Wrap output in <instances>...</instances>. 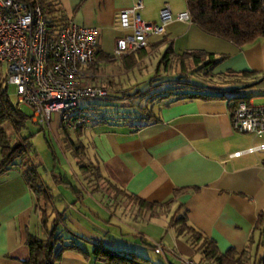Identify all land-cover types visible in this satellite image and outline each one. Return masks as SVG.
<instances>
[{"label":"crops","instance_id":"obj_1","mask_svg":"<svg viewBox=\"0 0 264 264\" xmlns=\"http://www.w3.org/2000/svg\"><path fill=\"white\" fill-rule=\"evenodd\" d=\"M136 1L57 0V5L66 20L95 27L98 50L113 56L115 40L125 33L118 25V13ZM140 1L139 14L145 21L158 23L159 13L166 6L172 14L166 34L152 40L144 52L153 46L163 53L171 46L176 55L212 53L222 58L210 69L214 76L238 77L242 83L246 80L244 86L253 95L258 99L264 96V38L236 46L191 21L177 19L178 13L187 10L185 0ZM139 52L115 57L110 64L118 61L130 71L146 57L138 59ZM131 56L136 62L128 68L126 62ZM102 65L109 64L96 58L92 69L97 73ZM181 82L185 81L178 82L175 93H188L191 89ZM206 82L204 87L212 82L227 88L242 85L214 79ZM196 86L200 85L191 84ZM199 89L212 98L165 97L149 108L146 117L104 116L109 101L94 102L91 108L100 109L91 114L88 111L92 120L77 130L63 131L55 114L56 121L52 117L50 128L45 130L47 135L76 136L85 158L97 166L109 185L161 207L145 209L121 202L84 181L75 184L62 179L70 187L56 185L51 175L44 181L40 174L50 200L38 202L23 178L25 168L10 166L0 174V264H25L29 258L27 237L46 238L55 224L63 244H73L83 252L65 250L56 264H103L95 259V245L121 256L134 254L152 264L200 259L189 234H177L178 224L171 223L183 215L186 225L214 241L221 253L229 249L244 251V264H264V154L231 156L263 142L264 134L255 137L234 132L225 98ZM53 155L54 171L61 176ZM42 209L47 213L44 225ZM156 244L162 253L154 252ZM61 247L57 244L54 253Z\"/></svg>","mask_w":264,"mask_h":264},{"label":"built area","instance_id":"obj_2","mask_svg":"<svg viewBox=\"0 0 264 264\" xmlns=\"http://www.w3.org/2000/svg\"><path fill=\"white\" fill-rule=\"evenodd\" d=\"M142 3L120 10L118 25L125 33L115 40L113 56L121 57L148 49L150 42L166 34L172 14L166 6L159 22L141 18ZM190 21L188 10L176 15ZM50 15L45 9L26 0H0V75L3 85L12 86L16 104L30 109L31 121L42 131L48 130L53 114L58 115L62 129L77 130L92 119V103L110 99L105 85L94 83L97 73V29L69 20L49 27ZM202 89L218 93L227 102L230 124L234 132L260 137L264 134V96L260 102L246 86L209 84ZM91 108V109H90ZM90 109V110H89ZM264 154V141L235 151L231 156ZM264 164V158L261 160ZM162 253L161 246H154ZM182 264H201L194 258Z\"/></svg>","mask_w":264,"mask_h":264},{"label":"trees","instance_id":"obj_3","mask_svg":"<svg viewBox=\"0 0 264 264\" xmlns=\"http://www.w3.org/2000/svg\"><path fill=\"white\" fill-rule=\"evenodd\" d=\"M26 1L31 4L37 3L45 9V11L50 15V28L65 24L66 19L63 18L60 8L54 9L53 7L52 1H55L57 4V0ZM185 1L190 21L210 35L226 39L236 46H243L254 42L258 38H264V0ZM56 12L57 15H53ZM144 56H146V52L144 51L137 53L138 59H141ZM96 58L105 63H111L115 60L114 56L103 53L98 50V48L96 50ZM171 58H175L179 62L182 70H185L186 61L190 60L192 65L198 66V68L203 71L205 83H207L206 81L209 80V77H214V75L210 72V69L222 59L221 57L216 58L214 54L207 53L205 51L176 55L174 54L172 47L167 46L157 62L155 72H158L159 65L162 64L163 66H166ZM135 62L136 59L131 56V60L127 61L126 65L128 68H130L135 64ZM204 82L195 84L194 82L185 80V82L181 83L186 85L187 88L189 87L191 89L188 93L176 94L175 91L174 93H168L165 97L174 96L176 98L201 99L212 98V96L206 95L204 91L199 89V87H204ZM191 84L200 86L191 87ZM165 97H161V99ZM146 112L147 111L143 108L141 112L142 114L139 116L146 117V114L149 115V112ZM123 115L128 114L123 113ZM27 120L28 118L23 115L17 107H14L10 103L7 94V88L3 85L0 75V174L8 170L10 166H13L15 164V159L23 157L28 153L27 148L22 142H16L12 145L9 143L7 134L3 128V124L6 121H10L15 130L19 132ZM64 130L65 129H63V131ZM29 138L25 137L21 138V140L25 143L27 140H29ZM71 145H74V143L71 142ZM77 150L82 154L84 148L82 145H77L75 152H77ZM75 152L73 155H75ZM51 157L54 161L55 157L53 153H51ZM80 168L84 172L86 171L84 167L81 166ZM50 175L56 185H66L67 187H70L69 183L64 182L60 174H58L56 171L51 170ZM23 178L35 195L38 202H49V190L43 184L41 177L39 176V173L35 167L25 168L23 171ZM128 196L135 200L139 207L147 209L161 207L155 203H148L137 197L131 195ZM164 207H166V205ZM41 220L43 225L47 221V213L44 209L41 210ZM171 223L178 224V228L176 229L177 234L180 235L183 232L189 234V241L195 250L201 255L200 259H196L201 264H244L245 260L247 259L245 257L246 253L244 251L241 253H236L233 249H229L226 252L221 253L217 249L214 241L202 237L198 232L186 225L185 215L179 217L177 220L175 219V221H172ZM55 226L49 230L46 238L38 239L33 236L27 237L26 244L29 248V258L27 261H25V264H56L60 260L62 252L65 250H75L83 254V252L73 244L64 245L63 239L56 233ZM57 244H62V247L58 252L54 253V249ZM93 254L95 259L103 264H152L146 258L136 256L134 254L130 256H121L101 245H95Z\"/></svg>","mask_w":264,"mask_h":264},{"label":"rangeland","instance_id":"obj_4","mask_svg":"<svg viewBox=\"0 0 264 264\" xmlns=\"http://www.w3.org/2000/svg\"><path fill=\"white\" fill-rule=\"evenodd\" d=\"M52 4L54 9L59 8L55 1H52ZM53 15H57V12ZM146 54L145 59L139 61L130 71H125L118 61L112 64L108 63L109 65L99 66V69L97 68V77L94 83L105 85L109 90L110 99L113 100L108 104L110 105L107 107L108 111L102 113L104 116L112 117L113 115H123L124 113L137 117L142 114L143 108L149 112V108L159 102L161 97L178 91L179 81L190 80L195 84L204 82L203 71L198 66L192 65L190 60L186 61L185 70H182L179 62L175 58H171L166 66L159 65L158 72H155L157 62L162 53L152 46L146 51ZM208 79H214L218 83H246V80H243L244 82L242 83L238 77L233 76H214ZM212 83L216 84V82ZM7 94L10 103L28 118L19 132L15 130L10 121H6L3 124L9 143L12 145L16 142H22L28 151L25 156L14 160L15 166L23 168L38 167V172L42 179L44 181L50 180V171L55 170V165L51 161V151H53L57 158L56 168L62 170L61 176L64 181L75 184L84 181L89 187H94L109 197L139 206L135 200L123 191L109 185L98 174L97 166L93 162L88 161L83 153L81 154L78 150L75 152L77 145H80L76 136H72L69 133L47 135L46 131H41L31 121L30 109L16 104L12 86L7 87ZM254 101L259 103L260 99H255ZM52 117L56 121L55 114ZM25 137L30 138L24 143L21 138ZM69 141L74 143V145H71ZM74 152L75 155L73 157L72 154ZM81 166L85 168V173H82ZM82 178L84 179L82 180ZM157 264H163V262L158 261Z\"/></svg>","mask_w":264,"mask_h":264}]
</instances>
